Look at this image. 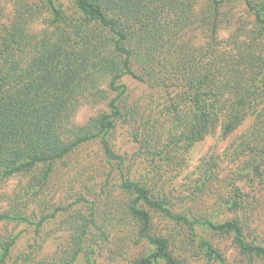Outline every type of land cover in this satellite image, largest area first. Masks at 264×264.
<instances>
[{"label": "trees", "instance_id": "16d2710c", "mask_svg": "<svg viewBox=\"0 0 264 264\" xmlns=\"http://www.w3.org/2000/svg\"><path fill=\"white\" fill-rule=\"evenodd\" d=\"M235 1L250 19L239 21L221 39L220 29L233 20L227 8ZM41 3L18 0L8 22L2 21L0 6V186L29 177L25 192L36 194L47 186L59 161L99 141L119 167L135 244L148 246L130 264H187L177 253L178 242L228 264L199 233L202 228L231 238L249 264L264 259V244L252 238L247 191L264 182V0H205L201 7L199 0H71L70 11L56 0ZM43 11L50 14L47 26L34 33L31 26ZM196 25L207 38L200 45L184 40ZM127 77L153 93L149 104L131 102ZM82 103L104 109L78 125L73 118ZM119 124L132 129L139 151L152 158L154 169L159 161L176 178L192 168L193 151L208 137L220 133L233 138L228 156L242 168L226 179L227 189L216 199L217 212L233 217L218 222L196 211L218 180V158L205 157L191 175L187 171L183 190L174 198L166 188L127 176V158L111 145ZM64 211L58 207L52 216L35 221L11 205L0 211V226L26 224L39 231ZM156 216L173 229L156 233ZM71 218L70 250L58 264H77L84 252L92 264L87 241L94 246L97 238L108 240V233L97 224L94 208L90 215L79 211ZM15 242L1 244L0 264L8 263Z\"/></svg>", "mask_w": 264, "mask_h": 264}, {"label": "rangeland", "instance_id": "374dc122", "mask_svg": "<svg viewBox=\"0 0 264 264\" xmlns=\"http://www.w3.org/2000/svg\"><path fill=\"white\" fill-rule=\"evenodd\" d=\"M18 0H0L3 7L2 21H10L14 17V3ZM28 4L42 5L41 0H23ZM205 0H199V7ZM65 11L72 9L71 0H56ZM231 12L232 22L224 24L220 29L219 38L225 39L230 36L239 21H249L250 16L240 1L231 3L228 8ZM50 14L44 11L37 15V20L32 24L34 33L44 29ZM184 40L200 45L207 40L205 33L196 25L184 34ZM131 91V102L150 103L151 93L144 85L135 82L131 78H125ZM159 103H153L158 107ZM104 106H94L82 103L74 115V122L78 125L87 123L92 117L97 116ZM132 129L126 124H119L111 136V145L114 151L127 158L125 171L132 180L152 184L153 187L165 189L174 198H179L186 182L187 173L191 175L200 161L212 156L219 160V177L215 181L213 189L207 192L206 197L197 204L196 211L223 222L232 218V215L222 216L217 212L216 199L220 193H224L226 179L232 177L234 170L242 168L240 161L232 162L228 156L233 138H225L217 133L193 151L192 168L178 176L172 172V168L162 167L159 161L152 163V158L141 153L138 144L132 136ZM157 165L159 167H157ZM241 166V167H240ZM175 175V176H174ZM121 175L117 163L110 161L99 141L83 145L65 159L59 161L54 169L47 186L41 190H34L36 194L27 195L25 188L29 183V177L19 176L7 180L0 186V211L9 209L11 205L25 212L35 221L55 212L58 207H63L55 218L48 220L41 230L35 226L2 225L0 226L1 244L15 238V246L11 258L7 264H24L35 261L37 263L53 264L64 257V252L69 248V228L72 222L71 216L80 211L90 215L94 208L97 224L102 226L108 233V240L97 238L96 245L92 246L88 240L86 252L92 258V264H130L131 260L145 254L148 246L145 243L136 245L135 230L130 217L126 215L124 204L127 196L120 191ZM188 179V178H187ZM190 180V179H189ZM260 183V182H259ZM250 208L252 213V238L264 244V182L249 187ZM86 202L79 204V199ZM173 229L169 223L160 217L155 218L156 233L166 234L167 230ZM199 233L218 248L227 258L228 264H249L248 260L240 255L231 238L216 234L208 229H200ZM89 242V243H88ZM91 246L92 248L88 247ZM93 249V250H91ZM177 253L183 254L189 262L187 264H217L209 260L201 250L193 246H186L178 242ZM91 251V252H90ZM77 264H89L85 252L77 260ZM253 264H264L263 258H256Z\"/></svg>", "mask_w": 264, "mask_h": 264}]
</instances>
